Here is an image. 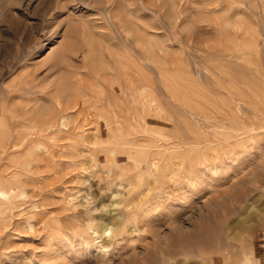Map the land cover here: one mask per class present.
I'll return each instance as SVG.
<instances>
[{
    "label": "rangeland",
    "instance_id": "rangeland-1",
    "mask_svg": "<svg viewBox=\"0 0 264 264\" xmlns=\"http://www.w3.org/2000/svg\"><path fill=\"white\" fill-rule=\"evenodd\" d=\"M0 264H264V0H0Z\"/></svg>",
    "mask_w": 264,
    "mask_h": 264
},
{
    "label": "bare ground",
    "instance_id": "bare-ground-1",
    "mask_svg": "<svg viewBox=\"0 0 264 264\" xmlns=\"http://www.w3.org/2000/svg\"><path fill=\"white\" fill-rule=\"evenodd\" d=\"M127 32V31H126ZM127 34V33H126ZM115 60H116V58H115ZM128 64V63H127ZM114 68H115V63H114ZM121 67V66H120ZM123 67V66H122ZM126 70V69H125ZM121 77V76H120ZM129 80H130V75H129V73H128V70H126L123 74H122V81L126 84V88H125V90L122 92V94H123V97H124V100L122 101V99H121V102H117V103H114V104H112L114 107H116V108H118V109H121L122 111H123V124H128L129 123V115H131V113H130V111H131V103H130V98H129V94H130V92H129ZM123 86V85H122ZM28 89V88H27ZM33 90H34V88H33ZM32 91V90H31ZM31 91H28V92H31ZM74 91V90H73ZM114 91V90H113ZM112 91V92H113ZM115 94V96H116V93H114ZM120 94V93H119ZM117 95H118V93H117ZM114 97V96H113ZM117 97V96H116ZM122 98V97H121ZM6 106V105H5ZM13 107V106H12ZM5 109V108H4ZM3 109V110H4ZM113 109V108H112ZM115 109V108H114ZM116 111V110H115ZM3 112V111H2ZM5 113V112H4ZM121 113V112H120ZM11 114V113H10ZM18 114V113H17ZM122 114V113H121ZM13 115V114H12ZM11 116V115H10ZM12 117H14V116H12ZM9 118V117H8ZM19 118V117H18ZM25 118V117H24ZM28 118V117H27ZM26 118V119H27ZM62 119H66L65 117H62ZM11 120V119H10ZM7 122V121H6ZM64 122V121H63ZM60 123L59 124V126H65V125H67L68 123ZM66 122V121H65ZM113 122V121H112ZM120 122H122V121H120ZM119 121L118 122H114L113 124H115V125H120L121 123H120ZM59 123V122H58ZM11 124V123H10ZM26 124V120L25 119H14L13 118V121H12V126L13 125H15V127L17 126V127H19V126H23V125H25ZM53 124H55V123H52L51 125L52 126H54ZM2 125V124H1ZM50 125V126H51ZM260 126H256V127H254L253 129H252V132H255V131H259L260 130ZM263 129V128H262ZM261 129V130H262ZM260 130V131H261ZM248 133H251V132H248ZM29 137V136H28Z\"/></svg>",
    "mask_w": 264,
    "mask_h": 264
}]
</instances>
